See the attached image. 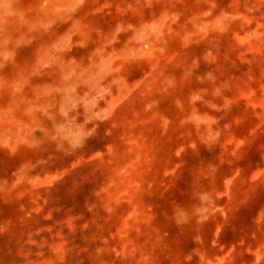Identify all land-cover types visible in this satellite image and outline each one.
<instances>
[{
  "label": "rangeland",
  "instance_id": "rangeland-1",
  "mask_svg": "<svg viewBox=\"0 0 264 264\" xmlns=\"http://www.w3.org/2000/svg\"><path fill=\"white\" fill-rule=\"evenodd\" d=\"M257 176L264 0H0V264H220Z\"/></svg>",
  "mask_w": 264,
  "mask_h": 264
},
{
  "label": "crops",
  "instance_id": "crops-1",
  "mask_svg": "<svg viewBox=\"0 0 264 264\" xmlns=\"http://www.w3.org/2000/svg\"><path fill=\"white\" fill-rule=\"evenodd\" d=\"M261 176H257L258 191L249 187L243 192L244 201L239 199V192H233V180L225 181V198L219 208L227 212L238 211L242 204L245 208H255L256 215L247 218L244 223H240L237 217H220L219 237L209 244L212 255L220 258V264H224L225 258L226 264H232L234 258L240 259L239 264H248L241 258H257V264H264V181Z\"/></svg>",
  "mask_w": 264,
  "mask_h": 264
}]
</instances>
